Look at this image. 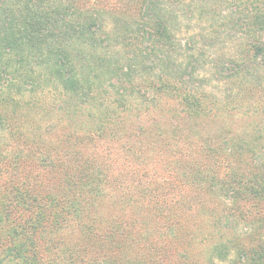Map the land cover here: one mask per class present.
Masks as SVG:
<instances>
[{
	"label": "trees",
	"instance_id": "16d2710c",
	"mask_svg": "<svg viewBox=\"0 0 264 264\" xmlns=\"http://www.w3.org/2000/svg\"><path fill=\"white\" fill-rule=\"evenodd\" d=\"M0 264H264V0H0Z\"/></svg>",
	"mask_w": 264,
	"mask_h": 264
},
{
	"label": "rangeland",
	"instance_id": "374dc122",
	"mask_svg": "<svg viewBox=\"0 0 264 264\" xmlns=\"http://www.w3.org/2000/svg\"><path fill=\"white\" fill-rule=\"evenodd\" d=\"M195 1L197 0H188V3L192 4ZM229 13L230 12L224 11L222 18L218 17L217 20H214V28H212L210 26V23L206 20L205 15H202V13L197 9L194 11V19L191 20V22L186 21L182 25H180L183 29V33L180 34L181 37H183V35H186V33L200 34L197 36L202 43V46L200 47L203 48L200 52L201 54L205 55V58L201 59V67L206 65L205 59H207V57L210 58L218 55L229 54L234 51L236 47H238V45L241 43V31L238 28L232 30L224 26L226 21H229L225 20V18L228 19L229 17H231ZM207 28L209 30H213L212 35L209 33H204L203 35L201 34V29ZM197 30L200 32L198 33ZM210 61H207V63H209ZM207 87H210V89H212L213 91L219 92L218 96H221L223 93V89H221L214 81L209 82Z\"/></svg>",
	"mask_w": 264,
	"mask_h": 264
}]
</instances>
